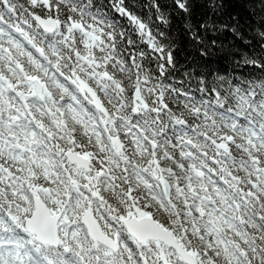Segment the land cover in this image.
<instances>
[{
    "label": "snow or ice",
    "instance_id": "obj_1",
    "mask_svg": "<svg viewBox=\"0 0 264 264\" xmlns=\"http://www.w3.org/2000/svg\"><path fill=\"white\" fill-rule=\"evenodd\" d=\"M109 10L163 76L125 0H0V264H264V79L173 111Z\"/></svg>",
    "mask_w": 264,
    "mask_h": 264
},
{
    "label": "trees",
    "instance_id": "obj_2",
    "mask_svg": "<svg viewBox=\"0 0 264 264\" xmlns=\"http://www.w3.org/2000/svg\"><path fill=\"white\" fill-rule=\"evenodd\" d=\"M25 3V0H19ZM110 0H96L98 5ZM223 4L213 11L207 0H194L191 14H185L175 5V0H125L126 7L141 18L152 30L153 35L166 33L168 44L173 50V65L165 66L160 76L159 63L149 46L141 42L126 18L109 10L125 29L134 44H121L129 52L143 50L152 58H145L144 64L153 79L159 78L166 89L165 102L173 111H185L188 99L215 102L216 89L227 93L235 86L248 81L264 79V4L260 0H218ZM158 5V7H157ZM163 14L167 24L157 19ZM64 10L61 12L63 19ZM206 27H201V25ZM250 61H255V64ZM212 74L208 75V70ZM197 72L200 75H197ZM175 89V91H173ZM177 93H181L178 95ZM184 93L187 96L183 95Z\"/></svg>",
    "mask_w": 264,
    "mask_h": 264
}]
</instances>
